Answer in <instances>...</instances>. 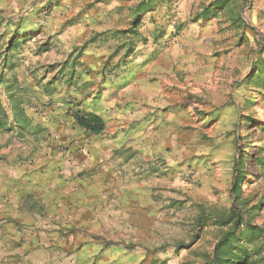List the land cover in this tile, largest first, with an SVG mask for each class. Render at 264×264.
Masks as SVG:
<instances>
[{
  "label": "rangeland",
  "instance_id": "374dc122",
  "mask_svg": "<svg viewBox=\"0 0 264 264\" xmlns=\"http://www.w3.org/2000/svg\"><path fill=\"white\" fill-rule=\"evenodd\" d=\"M140 1L0 0V19L22 18L2 23L0 73L24 90L34 128L13 122L3 91L11 123L0 127V154L21 156L27 169L44 170V156L54 154L85 162L82 140L92 136L76 130L68 110L79 101L99 104L107 142L121 149L129 188H136L127 196L136 203L127 239L102 242L106 264H210L226 229L214 219L230 206L243 160L241 195L253 207L251 221L264 227V83L255 76L264 64V0H230L206 18L213 0H155L138 36L120 33L133 28ZM18 22L31 38L5 55ZM44 42L50 50L39 53ZM131 42L136 49L125 57ZM76 59L70 81L72 65L65 76L60 68ZM204 214L213 217L202 227Z\"/></svg>",
  "mask_w": 264,
  "mask_h": 264
},
{
  "label": "crops",
  "instance_id": "0c3cea01",
  "mask_svg": "<svg viewBox=\"0 0 264 264\" xmlns=\"http://www.w3.org/2000/svg\"><path fill=\"white\" fill-rule=\"evenodd\" d=\"M88 109L106 120L99 104ZM106 132L82 140L89 154L81 163L74 154H54L44 156V170L27 169L21 156L0 154V264H106L110 251L102 242L127 239L134 217L128 209L136 207L127 196L136 188H129L121 149L107 142ZM55 165L57 175L50 170Z\"/></svg>",
  "mask_w": 264,
  "mask_h": 264
},
{
  "label": "trees",
  "instance_id": "16d2710c",
  "mask_svg": "<svg viewBox=\"0 0 264 264\" xmlns=\"http://www.w3.org/2000/svg\"><path fill=\"white\" fill-rule=\"evenodd\" d=\"M229 1L230 0H213L212 8L206 7L200 18H206L210 14V10L212 13H217V11L225 9ZM154 4L155 0L140 1L133 10V28L120 31V33H131V35L138 36L139 26L147 12L154 9ZM17 18L20 20L22 19L18 16L2 17L0 19V28L3 22L6 21L7 23H10ZM188 24H190V22H187V25ZM28 31L29 30L21 29L20 22H18L15 29L8 33V39L2 52L5 55H9L10 52L25 44L32 35V33H29ZM157 32L158 31H156L155 28V33ZM4 36L5 33H1L0 40ZM94 40L95 39L93 38L90 42H94ZM50 47L51 44L49 42H44L39 46L38 51L39 53L47 52L50 50ZM84 48L85 47H83L80 54L76 56L77 59L80 58ZM135 49V43L131 42L124 53L125 57L130 56ZM77 59L72 61V63L67 60L60 68L62 75L65 76L66 71L68 72L70 70L69 65H72L71 75L69 76L70 81H72L74 77ZM52 69H55V66L52 67ZM260 74H262L261 77ZM256 75L257 77H260L259 79L264 83V64L257 67L255 76ZM3 91L9 99L8 102L12 110L13 122L17 123L18 126L23 129L29 127V129L33 130L34 128H30L31 122L25 112L26 100L23 93L24 90H22V87L18 84L16 78H6L3 73H0V127H7L11 123L10 115L2 107ZM89 95L90 94H87V96ZM81 105L82 104L79 101L76 104V108H69L68 114L70 117L76 125L84 130V133L88 137L103 135L107 127V122L104 117L94 110L81 107ZM245 164L244 160L241 163H236L235 169L237 174H235L231 189V199H227L230 206L214 219V223L221 227H226V229L223 230L222 235L214 247L210 264H264V227L251 221L249 213L253 207H249L248 201L241 195L243 179L245 177ZM208 217L213 216L208 214L200 216V219L198 220V222L201 223L200 226L203 227L205 225V220H209Z\"/></svg>",
  "mask_w": 264,
  "mask_h": 264
}]
</instances>
